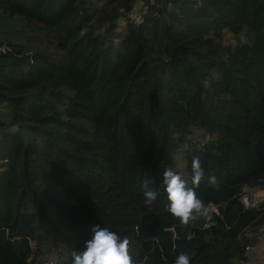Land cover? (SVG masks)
<instances>
[{
	"label": "trees",
	"instance_id": "trees-1",
	"mask_svg": "<svg viewBox=\"0 0 264 264\" xmlns=\"http://www.w3.org/2000/svg\"><path fill=\"white\" fill-rule=\"evenodd\" d=\"M177 153L208 226L167 210ZM245 188H264V0H0V264H71L97 224L134 264H240L264 226Z\"/></svg>",
	"mask_w": 264,
	"mask_h": 264
},
{
	"label": "clouds",
	"instance_id": "clouds-1",
	"mask_svg": "<svg viewBox=\"0 0 264 264\" xmlns=\"http://www.w3.org/2000/svg\"><path fill=\"white\" fill-rule=\"evenodd\" d=\"M191 183L198 187L205 176L199 157H193ZM211 185L217 184L215 175L208 176ZM163 187L167 193V210L179 218L182 224H187L196 215L207 211L201 199L198 198L194 187H188L182 175L167 169L163 173ZM144 202L152 205L159 192L148 187V182L143 185ZM211 216V215H210ZM91 238L84 242L81 250H73L71 264H134L129 254V240L121 237L117 232L108 227L93 225ZM190 257L181 252L175 258L174 264H190Z\"/></svg>",
	"mask_w": 264,
	"mask_h": 264
},
{
	"label": "built area",
	"instance_id": "built-area-1",
	"mask_svg": "<svg viewBox=\"0 0 264 264\" xmlns=\"http://www.w3.org/2000/svg\"><path fill=\"white\" fill-rule=\"evenodd\" d=\"M129 20L140 23L141 21H143L142 12L139 11V9L129 11L123 18H121L120 22L124 23V22H127ZM187 147H188L187 143L183 145L184 150H187L188 149ZM263 198L264 197L260 196V194L256 188H245L239 196L240 201L242 202V204L244 205V207L246 209L260 208L262 202L264 201ZM214 208H215V206H211L210 209H208L209 214L205 218V221H206L205 226L209 225L210 217H211L210 215L212 212L211 210ZM215 210H216V208H215ZM257 241L264 245V226L260 227L256 232L249 235V243L246 246L247 252L249 250H251L253 244ZM47 263L52 264L51 262H47ZM256 264H264V261H258Z\"/></svg>",
	"mask_w": 264,
	"mask_h": 264
},
{
	"label": "crops",
	"instance_id": "crops-1",
	"mask_svg": "<svg viewBox=\"0 0 264 264\" xmlns=\"http://www.w3.org/2000/svg\"><path fill=\"white\" fill-rule=\"evenodd\" d=\"M258 192L261 197H264V188H259ZM245 261V264H256L258 261H264V245L258 241L255 242L251 250L247 252Z\"/></svg>",
	"mask_w": 264,
	"mask_h": 264
},
{
	"label": "rangeland",
	"instance_id": "rangeland-1",
	"mask_svg": "<svg viewBox=\"0 0 264 264\" xmlns=\"http://www.w3.org/2000/svg\"><path fill=\"white\" fill-rule=\"evenodd\" d=\"M173 171L181 172V175L186 174V162L184 155L181 153H177L175 162L173 166L170 167ZM187 181V180H186ZM258 190V189H257ZM212 212L215 211V208L211 210ZM246 261L240 263L245 264Z\"/></svg>",
	"mask_w": 264,
	"mask_h": 264
},
{
	"label": "water",
	"instance_id": "water-1",
	"mask_svg": "<svg viewBox=\"0 0 264 264\" xmlns=\"http://www.w3.org/2000/svg\"><path fill=\"white\" fill-rule=\"evenodd\" d=\"M209 214V210H207L206 212H204L203 215H201L200 219H205Z\"/></svg>",
	"mask_w": 264,
	"mask_h": 264
}]
</instances>
